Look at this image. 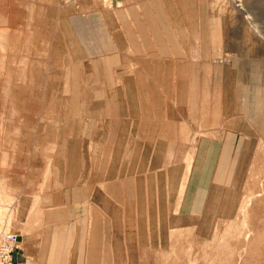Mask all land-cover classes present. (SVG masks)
I'll use <instances>...</instances> for the list:
<instances>
[{
    "label": "rangeland",
    "instance_id": "obj_1",
    "mask_svg": "<svg viewBox=\"0 0 264 264\" xmlns=\"http://www.w3.org/2000/svg\"><path fill=\"white\" fill-rule=\"evenodd\" d=\"M94 184L88 264H264V0H0V232Z\"/></svg>",
    "mask_w": 264,
    "mask_h": 264
},
{
    "label": "crops",
    "instance_id": "obj_2",
    "mask_svg": "<svg viewBox=\"0 0 264 264\" xmlns=\"http://www.w3.org/2000/svg\"><path fill=\"white\" fill-rule=\"evenodd\" d=\"M102 189L111 194L106 184ZM100 190L99 185H92L90 201L77 202L73 209L59 202L41 218L23 216L26 231L19 233V248L10 264H88V257H95L98 262L104 248L100 244V231L104 234L107 229L100 224V211L110 218L108 208L98 199Z\"/></svg>",
    "mask_w": 264,
    "mask_h": 264
},
{
    "label": "built area",
    "instance_id": "obj_3",
    "mask_svg": "<svg viewBox=\"0 0 264 264\" xmlns=\"http://www.w3.org/2000/svg\"><path fill=\"white\" fill-rule=\"evenodd\" d=\"M17 247L18 238L16 234L8 231L0 232V264H9Z\"/></svg>",
    "mask_w": 264,
    "mask_h": 264
},
{
    "label": "bare ground",
    "instance_id": "obj_4",
    "mask_svg": "<svg viewBox=\"0 0 264 264\" xmlns=\"http://www.w3.org/2000/svg\"><path fill=\"white\" fill-rule=\"evenodd\" d=\"M146 75V74H145ZM54 105V104H53ZM248 201H249V199H248ZM1 232H3V231H1Z\"/></svg>",
    "mask_w": 264,
    "mask_h": 264
}]
</instances>
